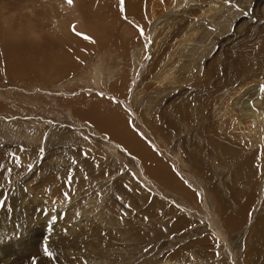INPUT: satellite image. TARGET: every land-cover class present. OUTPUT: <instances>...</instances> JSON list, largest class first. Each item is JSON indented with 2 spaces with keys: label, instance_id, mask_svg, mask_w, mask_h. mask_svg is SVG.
I'll list each match as a JSON object with an SVG mask.
<instances>
[{
  "label": "rangeland",
  "instance_id": "obj_1",
  "mask_svg": "<svg viewBox=\"0 0 264 264\" xmlns=\"http://www.w3.org/2000/svg\"><path fill=\"white\" fill-rule=\"evenodd\" d=\"M177 1L0 0V162L13 168L0 169V264H264V59L253 50L264 56V0H182L167 12ZM66 11L81 28L61 29ZM246 56L263 73L245 74ZM111 67L125 90L110 89ZM168 68L177 83L170 73L157 86ZM120 126L170 185L113 138Z\"/></svg>",
  "mask_w": 264,
  "mask_h": 264
},
{
  "label": "bare ground",
  "instance_id": "obj_2",
  "mask_svg": "<svg viewBox=\"0 0 264 264\" xmlns=\"http://www.w3.org/2000/svg\"><path fill=\"white\" fill-rule=\"evenodd\" d=\"M98 1V0H97ZM149 1H152V0H149ZM158 1H160V0H157V2ZM168 1V0H167ZM193 1V0H192ZM87 2V1H86ZM95 1H93L92 3H94ZM195 2H196V0H195ZM194 2V3H195ZM89 3V2H88ZM167 3V2H166ZM171 3H172V1H171ZM153 4V3H152ZM198 4V3H197ZM240 4V3H239ZM92 4L91 3H89V4H87L86 6H85V8L87 7V6H91ZM147 5V4H146ZM150 5H151V2H150ZM173 5V4H172ZM172 5H169L170 7H168L167 5V7H166V10H167V12H168V10L170 9V10H172V8L173 9H175L176 7L179 9V8H181V7H183V6H185V4H184V2L182 1V0H178L177 1V4H175L174 6H172ZM187 5V4H186ZM159 7V6H158ZM157 7V8H158ZM163 7V6H162ZM84 7L82 8V10H81V15L84 17V18H86L87 17V11H86V9H85ZM96 8H98V7H96ZM154 8H155V6H154ZM153 8V9H154ZM160 9H162V8H160ZM200 9V8H199ZM95 10V9H94ZM163 11L165 10L164 8L162 9ZM166 12V11H165ZM160 13V12H159ZM65 15L62 17L63 18V24L62 25H60L61 26V29H65V26H67V25H69V24H72V22H75L76 24H78V26H79V28H81V26H82V24H83V21H82V19H81V17H80V15H79V13L77 12V11H66L65 13H64ZM227 13H225V14H222L221 15V17L220 18H225V21L227 20V15H226ZM231 15V14H230ZM91 20V19H90ZM61 21V20H60ZM170 21H171V19H170ZM219 21V20H218ZM90 23H91V21H90ZM89 23V24H90ZM171 23H175V21L174 20H172V22ZM88 25V24H87ZM77 26V25H76ZM89 26V25H88ZM86 28V27H85ZM87 28H90L91 29V26L90 27H87ZM66 30V29H65ZM59 32V31H58ZM8 37L9 36H14V34H12L13 32H11L10 31V29L8 30ZM60 33H62L63 35H65L64 34V32H63V30L60 32ZM60 33H58L57 35L58 36H56V37H58V38H60V40H61V37H59L60 36ZM204 37H205V35H204ZM66 39V36H64V40H62V41H64L65 42V46H67V44H66V41H67V39ZM10 40H9V38H8V42H9ZM180 41L182 42V43H188L187 42V39L186 40H183V39H180ZM112 47H114V46H112ZM101 48V50H105V49H107V46H103V47H100ZM115 48V47H114ZM117 48H118V46H117ZM126 48V47H125ZM116 49V48H115ZM64 50V49H63ZM254 51H255V53H256V57L258 58V61H260V60H262V59H264V56H262L261 54H259L258 52L260 51L259 49H253ZM100 51V50H99ZM111 51V50H110ZM123 51V50H122ZM192 52H194V51H192ZM251 52V51H250ZM66 53H67V50H66ZM121 53V52H120ZM197 53V52H196ZM247 53H249V51L248 52H246V54ZM125 54V53H124ZM149 54L150 53H146V54H144L143 55V59L144 58H146V57H148L149 56ZM106 55V54H105ZM244 55V54H243ZM242 55V56H243ZM197 56V55H196ZM252 56V55H251ZM251 56H246L245 58H239L238 59V63H240V64H242L243 65V71H244V73L245 74H247V73H251V72H253V73H256V72H260V71H262V73H263V68H261V69H255V67H254V60H253V57H251ZM254 56V57H255ZM153 57V56H152ZM197 57H199V56H197ZM201 57V56H200ZM101 58H103V56H101ZM149 58V57H148ZM202 58V57H201ZM201 58H199V60H198V63H199V67H197V68H200V69H202V70H206V64L203 62V59L201 60ZM129 59V58H128ZM190 59V58H189ZM244 59V60H243ZM61 60V59H60ZM205 60V59H204ZM189 61V60H188ZM193 61L194 62H196L194 59H193ZM263 62V61H262ZM189 63V62H188ZM198 63H196L195 65L197 66V64ZM204 64H205V66H204ZM121 65V64H120ZM189 65V64H188ZM124 66V65H123ZM195 66V67H196ZM258 66V65H257ZM127 67V66H126ZM192 67V66H191ZM9 68V67H8ZM109 68V67H108ZM113 70H110L109 71V74H110V79L111 80H113V81H111L112 83H110V84H112V85H109V87H110V89L111 90H125V87H126V76H124L121 72H122V69H121V67L120 68H116V69H114V67H111ZM196 68V69H197ZM71 69V68H70ZM194 69V68H193ZM54 70V69H53ZM108 70V69H107ZM190 70V73H189V75L190 76H192L193 78L195 77V75H197L196 73H195V75L193 76V70H191V69H189ZM198 70V69H197ZM102 71V70H101ZM174 71V69L173 68H168L167 70H157V71H155L154 72V74L156 75V82H157V86H162V85H164L165 84V82L167 81V83L169 82V75H170V73H172V75H170L171 77H173V83H177V80H176V74L173 72ZM201 71V70H200ZM118 72H120L119 74L120 75H122V77H119V79H120V81H116L117 80V78H118ZM195 72H196V70H195ZM99 73H101V72H99ZM117 74V76H115L116 74ZM169 73V74H168ZM201 73V72H200ZM199 74V73H198ZM205 74V73H204ZM203 74V75H204ZM102 75V74H101ZM119 75V76H120ZM108 76V75H107ZM201 76H202V74H201ZM117 77V78H116ZM203 77V76H202ZM96 78H97V74H96ZM92 79V78H91ZM118 79V80H119ZM196 79V82L197 83H201V84H206V79H205V76H204V78H201V77H199V75H197V77L195 78ZM99 80V79H98ZM102 80V79H101ZM87 81H89V79L87 80ZM91 81V80H90ZM148 82V81H147ZM173 90V89H172ZM174 91V90H173ZM137 92H138V90H137ZM140 92V91H139ZM140 95V94H139ZM122 97H124V96H122ZM210 97V96H209ZM240 100H244L245 99V95L244 96H242V97H240L239 98ZM162 101V100H161ZM205 101V100H204ZM234 103H236V102H234ZM238 103V102H237ZM71 104V103H70ZM90 104V103H89ZM84 105H87V104H84ZM244 106H246L245 104H244ZM205 107H208L207 105H205ZM82 108L83 109H89V107H88V105L87 106H82ZM244 108V107H243ZM242 108V109H243ZM75 108H73V110H74ZM182 109H185V108H182ZM181 109V110H182ZM238 109V108H237ZM76 110V109H75ZM97 110L100 112V108L98 107V105H97ZM107 110H108V113L110 114V115H114V111H112L111 109H110V107L109 108H107ZM246 110H247V108H246ZM245 109H243V118L245 119V118H247V119H250V117L251 116H256L257 114H256V109H255V107H253V108H251V110L250 111H246ZM242 112V111H241ZM251 112H253L252 114H251ZM117 113H119V112H117ZM184 112H180V113H178V114H176V117H179V116H181L182 114H183ZM169 114V113H168ZM84 115L87 117V118H89V119H92V120H94L95 118H97V116L95 115L93 118L92 117H89V113H84ZM259 117H260V115H259ZM121 118L122 119H124L123 118V115L121 116L120 115V113L119 114H117L116 115V117L114 118V120H113V125H115L117 122L119 123L120 121H121ZM178 119H181V120H183V122L185 121V117L183 116V117H179ZM251 119H254V118H251ZM97 120V119H96ZM187 122L188 121H190V120H186ZM253 121V120H252ZM123 123H125V121H123ZM178 123H180V122H177V123H175L173 126H175V127H177V126H179L178 125ZM122 124V123H121ZM105 126H107V127H110V126H108V125H105ZM115 128V129H114ZM113 129V131H112V135H113V133H116V131H118V136H113V138H117L118 140H119V142H122V144L125 146V147H127V149L128 150H130L132 153H134V154H136V158L138 159L139 158V161H142V163H143V165H144V167H145V170H146V172H148L147 171V169H146V165H145V162L147 163V161L148 162H150V165L149 166H151L152 167V170L154 171L152 174L153 175H155L158 179H159V181L161 182V184L162 185H164V186H168V185H170V181H171V178H168V177H165V175H167L166 173H164V171H162V163H161V160L159 159V158H157L152 152H151V150L149 149V147H147L144 143H142L141 142V140H139V139H137V137L133 134V132H131V131H127L126 129H125V127H122V126H120V127H113L112 128ZM178 133H181V131H178ZM107 145V144H106ZM112 147V146H111ZM112 149V148H111ZM139 165H141V164H139ZM148 174H150L149 172H148ZM167 176H169V174L167 175ZM174 181H176V180H174ZM171 184H173V183H171ZM243 213L245 214V212L243 211ZM243 217V216H242ZM238 220L240 221V219L238 218ZM264 224V222H258L257 221V223H256V226H259V225H263ZM254 227V226H253ZM252 232V231H251ZM259 239L261 238V236L259 237V236H257ZM256 241V240H255ZM257 242V241H256ZM247 244V243H246ZM254 254L255 253H251V254H249L248 256L250 257V258H253L254 257ZM252 255V256H251ZM10 261V260H9ZM7 262V261H6Z\"/></svg>",
  "mask_w": 264,
  "mask_h": 264
},
{
  "label": "snow or ice",
  "instance_id": "obj_3",
  "mask_svg": "<svg viewBox=\"0 0 264 264\" xmlns=\"http://www.w3.org/2000/svg\"><path fill=\"white\" fill-rule=\"evenodd\" d=\"M124 2H125V0H120L121 5H123ZM227 2L231 3V0H227ZM67 3L69 5H72L73 4V0H67ZM122 12H123V9H122ZM137 27H138L139 34L143 37L145 35V29L141 28L139 26H137ZM73 31L75 32V27H73ZM76 35L81 36L82 38L88 40L89 42H92V43L95 42L92 37H89V36H87V35H85L83 33H78L77 32ZM260 90L262 92H264V85L261 86ZM99 95L103 96V93H99ZM110 99H112L114 103H119V101L116 100L115 97H111ZM83 155L87 156L88 153L85 152V153H83ZM11 156L15 159L16 166L17 167H21L22 166L21 165V157L17 153H12ZM32 167H33L32 164H28L27 165L28 170H31ZM0 169H6V173H12V171H13L12 167H7L6 168V166L4 165L3 162H0ZM74 171H75L74 169L71 170V172H74ZM8 183H11V180H8ZM73 183H74L73 182V176L70 173V175L67 177V179L65 181V184H66L67 188L69 189V191H71V189L73 187ZM69 191H65L63 193V196H64V199L67 200L70 203L71 202V196L69 195ZM0 194H2V193H0ZM127 207L130 208L131 205H127ZM65 215H66V213H65ZM77 215H79V213H77ZM51 219L53 220V222H55L57 220V217L53 216V217H51ZM121 219H123V216L121 217ZM145 219H147V217H145ZM145 251H147V249H145ZM44 253L48 257H53V253L49 250V247L47 245L44 246ZM34 264H37V262L34 261Z\"/></svg>",
  "mask_w": 264,
  "mask_h": 264
}]
</instances>
